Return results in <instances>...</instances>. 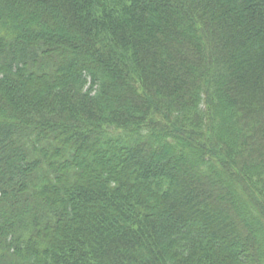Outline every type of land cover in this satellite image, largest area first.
<instances>
[{"label": "trees", "instance_id": "obj_1", "mask_svg": "<svg viewBox=\"0 0 264 264\" xmlns=\"http://www.w3.org/2000/svg\"><path fill=\"white\" fill-rule=\"evenodd\" d=\"M0 264H264V0H0Z\"/></svg>", "mask_w": 264, "mask_h": 264}]
</instances>
